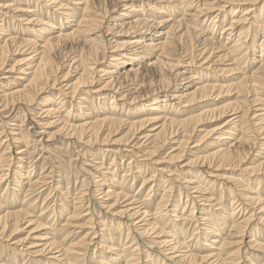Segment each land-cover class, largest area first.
Here are the masks:
<instances>
[{
    "label": "bare ground",
    "instance_id": "1",
    "mask_svg": "<svg viewBox=\"0 0 264 264\" xmlns=\"http://www.w3.org/2000/svg\"><path fill=\"white\" fill-rule=\"evenodd\" d=\"M4 1L5 3L0 2V72L4 71L9 76L1 75L0 77V85L3 88V90L0 91V113L1 111L5 112L6 109L10 108L9 106H13V107L21 106L20 109L22 108V106H25L26 107L25 111H27L26 113H29L27 115H31L32 117H34V115L37 114L36 115L37 118H40L38 121H35L37 123L38 128H40L38 135H41V137L45 135L48 139V142L54 139V135L60 133L64 135L65 139L67 140L71 139L72 141V138L73 139L76 138L77 140H79V142L83 143L85 146L91 145V142L93 140L94 143L98 141H102L106 145H108V142L112 141L111 147L118 146L119 149L118 150H116L115 148H114L115 150L112 148L109 150L106 149V152L115 153V152L123 151V153L135 157V155H133L135 151L134 148L135 144L129 146L127 142L123 141L121 143V146L123 147H120L119 145H113L114 143H116L115 141L111 139H107L108 137L107 135L111 133V130L116 125H118L120 128V124L122 126L123 125L122 123L126 122L127 124L126 129L128 132H132L133 136L135 135V133L138 132L141 133V131H143L147 133V135L142 137L144 142L150 140L149 144L150 143L154 144L152 146V149L149 150L147 149L148 152H146V154H143V156H141V158L144 157L143 159H141L140 161L141 163H144L145 160L147 162L153 161L155 157L156 158L158 157L156 154L158 149L160 148L163 149L168 142H172V141H173L172 143L175 146V149L172 152H170L172 154L168 153V155L165 158H167L168 162L176 160V162L179 163L181 159L184 157V150L187 149L186 147H188L187 145L189 142L190 135L191 133H193L194 130L196 131V129H198L203 122L208 121V119L210 120V118L226 119L222 124L219 123L220 126L216 125L217 127L213 128L205 136V140L208 139L207 142L211 143L209 145L216 144V146L214 147L215 149L211 153H208L206 155L204 154L199 156L197 155L193 156V158H191L187 163L181 164V167L183 168L190 167L191 169L196 168L199 172L204 173L205 175H207V177L211 179H220L228 183L229 187L227 188V190L225 189L221 192V196L227 194L228 199L230 198V204H229V206L231 207L229 209L230 212L226 213L225 212L226 209L222 207L223 206L222 205L223 203L221 204V202H223L222 197L214 198V196L212 195L214 191L205 192V194L202 193L204 189L203 190L201 189L202 188L200 185L201 182L200 181L194 182L192 177H188L187 180L182 178H181L182 180L180 179L181 185L184 188L192 190L191 194L193 195L197 194L194 197L191 194L190 196L189 194L188 196H186L187 199L188 198L191 199V202H193V204L190 210L185 212L184 209H182L183 211L179 210L180 198L179 200L174 199L173 203H171L172 201H169V204L166 201V199L168 198V189H170V186H173L174 180L177 179L175 177H172V175L166 176L165 179H162L163 181H158L159 185L160 183H162L164 186L162 190H159L160 186H158V184H154L155 188L158 187L157 191H160L162 193L158 203L152 206L153 203L149 202L150 203L149 204L148 200L146 199L147 197L151 196L150 195L151 193L155 192L154 196L158 195V193L153 189L152 186L149 188L148 190L149 192H147L146 195L147 197L145 198V200L139 202L138 200L134 199L133 196L129 198V196L126 193H124L127 191L124 190L123 184L127 182L126 180L128 179L129 175L123 173L122 176H119L120 181L118 182V184L114 186L115 189L117 188L118 191L117 192L116 190L110 191V189H105V186L107 185L105 182L106 180H108L106 176L109 175L111 176L112 175L111 170H113L114 173V168L109 167L104 172H102L101 171L102 169L100 168L98 169L100 174L99 179L98 177L96 179L94 178L95 179L94 187L99 188L98 191L100 195H102V198L100 197L101 199H103L101 205H103L104 210L106 208L108 212L109 209L112 210L114 206L119 207L120 210L117 211V214L115 215H119V219L123 220V222L125 221V225L123 226L121 224L122 221L120 220L114 222L116 223V225L109 222L110 223L108 224L109 228H107L106 226L107 223H103V219L101 218L98 219L97 222L100 228L96 232L95 231H93V233L91 232L93 237L91 236L92 238L90 239V241L88 240L90 243L91 240L94 239L93 241L94 247L96 248L97 245L96 249L100 254L99 255L100 261L98 262L100 264H114V263L138 264V262L136 263V260H133L134 259L133 254H131L132 258H129L130 260L129 259L126 260V258H124L125 251L130 250L135 252L136 251L135 248L138 245L136 244L137 246L135 245L136 246L135 247L133 246L134 242H132V245L129 244L130 245L129 247L123 248L121 244L118 242L120 239L117 241L114 240L113 238L114 235L115 236L118 235L117 233L123 234L122 229L124 228L125 230L124 236L126 240L129 239L131 230L135 231L134 233L137 234V237L138 236L142 237L143 235L145 236V234H152L154 237L151 238L149 242L150 244L149 246L150 248H158V250L160 248L163 249L161 250L162 253H164L161 257L162 258L161 264H165L163 262L168 259L169 260L174 259V261L179 260L180 262L189 260V263H193V264H195L196 261H200V263L203 264H235V261L239 260V258L235 259L234 254L235 252L240 250L241 248L240 245L243 240L242 235H239L241 234L239 233V231L242 227H247V222L252 220L253 214L252 213L250 214L251 210H249L247 214H250V216L248 217H246V215L244 216L245 219H243L241 223L238 224L241 226H238L234 222L236 226H232V229L228 231L229 233H227L228 236L225 238H221L220 234H218L219 232H221L223 225L225 224L223 221H227V223L229 222L231 223L232 222L231 220L234 219V215L237 212L236 211L237 209H239V213H241L245 209L244 207L250 206L252 208L253 206H255L256 209L254 210L258 211L257 214L263 215L259 217L260 220L259 223L257 221L256 222L259 224V226L264 227V196L263 198L260 197L258 195L259 193L253 190L247 191V193L240 192L237 195L235 193L237 192L236 190L238 189L236 190H234L235 188L232 189V185L234 184L240 185L241 180L244 177H246L249 180L253 177H256L258 178L257 182H259V185L264 186L263 182L261 181V178H264V156L261 157V154L264 155V147L262 148L261 153L256 154L257 161L258 159H260L259 162L251 167H244L248 165V163L252 164L251 158L246 161H244V159H246L245 157L247 155H250V152L253 150V148L257 146V142L252 141V139L250 138L251 131L249 133V136L247 132L245 133L244 127L242 126L243 125L242 119H245L246 120L245 123L247 124L255 123V124H251L250 126L252 128L255 127L257 131L260 132V129L262 130V132L264 131V97H262L261 94L262 93L261 90H264V16L261 19L259 15L260 18L258 22L259 24H257L256 26L251 25V23L253 24L252 21L249 24L248 17L251 14L252 16H254L255 15L254 8L258 7L252 4L254 0H151L154 3H157L158 6H154L153 3L151 4L149 3L148 5L151 7H148V9L154 11L155 10L154 7H159L160 11H156V12H158L157 14L159 15L160 19L163 18V20L158 23H152L151 20L147 19L145 16H143V14H140V8L144 4L143 2L144 0H66L67 2L72 1L71 4L63 3L64 0H37L38 3L37 1H35L32 4L34 5V7H32V5L28 6L29 0H4ZM120 3L125 4L122 7V11H125L124 14H117L118 13L117 9H119L122 5V4L120 5ZM199 6L200 8H198ZM260 7H262V9L264 10V5ZM112 15L116 16V18L113 20L114 23H111L112 25L108 27H104V24L105 25L109 24L107 23L108 21L111 22ZM163 15L165 17H160ZM222 15L224 16L231 15L232 17L236 15V17L231 19L229 25L221 29L222 30L220 34L221 37H219V40L215 41L216 35L214 37L213 32L217 27L220 18H224V16ZM54 16H57L58 18ZM198 19L207 20V22H209L210 24V27L213 28L211 29V32L210 31L207 32L208 36L204 35L200 31H197L196 28L193 26L192 23ZM13 20H17L18 26L24 29L21 31L20 37L14 36V32H12L13 26H10L9 22L13 24ZM56 22L59 25V29L56 27ZM245 24L246 26L249 25V27L245 28L244 26ZM218 29L219 27H217V30ZM18 33H20V31H18ZM28 33L29 35L30 34L33 35L34 38H36V40L30 39V36L26 37L28 36ZM258 34H261V40L256 44L255 41H256V36H258ZM222 40L225 41L222 42ZM199 46L200 47L202 46V48L200 49ZM85 48H87V52L86 53L84 52L85 54L83 53L82 55L83 57H81L77 61L75 60L76 58L74 59V63H76L77 66L74 67L71 66V64L69 66L67 65L68 70L60 78L61 81H59L60 79L55 78V74L57 72L58 66L56 67L53 64V57L57 55V52L60 53L65 52L64 55L66 56V54L70 52L76 53V50L78 53L79 51L83 52V49ZM108 53H110L111 55L107 56ZM257 53H259V56L255 58ZM182 54L191 55L190 59L187 61H182L181 59ZM240 55L241 57L239 58ZM15 56H22V59L15 61L14 64L11 65V67H9V69L5 70L9 66L7 65L8 64L7 62H9L10 59ZM145 57L146 58L151 57V60H149L148 65L146 67L140 68L138 64L144 63L143 61L145 60L143 59ZM244 58L246 59L249 58L248 59L249 62L253 61L252 64L257 65V68L250 75H247L248 71L247 72L244 71L240 73L238 65H236V62H239ZM105 59L109 61V63H106V69L101 70L102 69L101 68L100 71H96L95 68H100L98 65L102 64ZM180 64L182 66H180ZM126 66H128V68ZM212 66H214L215 68H217L218 66L226 67V68H219L218 73L224 74L221 75L223 76V78L221 79L225 80L226 78H230V80L226 81V83H221L222 81L220 79L216 80L217 83L212 81L198 82V78L196 74L200 75V72L199 71L196 72L194 70V72H190L191 74H189L188 76V81L193 80V82L187 84V87H190L189 85L195 83L193 88L191 89L186 88L189 90H183L181 92H173L172 88L169 87L170 80L168 79L169 78L168 76L173 72H177L176 70L179 69L180 67H183L184 71H182L183 74L179 76H183L186 71L190 70L187 68L195 67V69H199V70L201 69V70L213 71L215 69H212L211 68ZM73 67L74 69L79 67L78 70L80 71V74L75 81L69 83L70 80L68 75L70 71H74ZM120 68L125 70H123V72L119 74L118 69ZM12 73H17L19 75H17L16 78L12 77L15 78L12 79L10 77V74ZM98 73H101L102 77H104L103 84L99 86V88H93L91 90L88 89L89 87H92V85H94L93 84L94 77L96 78L99 75ZM116 74H118V76L115 77ZM234 75H237V78L231 79L233 78ZM155 79L157 80V83L160 84L159 89L157 90L159 92L156 91V93H153L150 96L145 95V97H143L144 99L139 101V103L135 106L129 103V105H131L132 107H136L140 105L141 102H145L146 104L142 107L143 110L140 112L135 111L132 113L124 114L123 115L124 117L125 116L128 117L129 119L128 121L125 120L124 122L119 117H114L115 115L111 116L112 115L110 114L111 112L108 113L109 111L107 112V110H104L106 114L102 115L101 118L96 117V119L93 118V120H91L90 118L92 115L90 116L89 113L86 114L87 111L85 112V110L88 109L86 107L88 104L84 105V103H88V100L90 102V100L92 99H94V101L95 100L97 101L95 102L96 105H93V107L98 106L99 107V109L97 108L98 110H102V107L104 106H106V109H110V111H115L118 108H123L122 105L123 102L120 105L118 104L120 102L117 103V100L126 102V100L124 99L127 98L128 95H124L125 93L119 91L120 89H122L120 85L121 81H127L131 83L139 82L138 83L139 88L144 87L145 89L146 85L149 83L152 84L151 81ZM184 79L186 78L184 77L181 78V80ZM148 80L150 81L148 82ZM12 81L18 82L20 87L17 86L13 87L14 84ZM138 89H135V91L136 90L139 91ZM155 89L156 87L153 89L154 92ZM52 91L58 92L56 93V96L54 98L56 99V102L52 98L43 97L45 94H51ZM161 91H163L164 93L163 97L162 96L160 97ZM87 96H89L91 99L89 97L87 98ZM223 96H226L228 98L227 101L224 103L220 102V105L215 104ZM210 98H213L215 101L207 100ZM66 99L70 101L71 105L70 108L66 110V114H64V118L58 117L56 120L49 122L54 119L53 115L58 114L59 109H61L66 105V101H65ZM132 100L134 99L132 98ZM132 100L129 101L131 102ZM72 101H76L75 106L74 104H72L73 103ZM107 101L108 103L106 105ZM135 101H137V99ZM202 101H207L209 103L208 105H210L211 108L210 109L207 108L206 110H203L195 115H191L189 117L181 118V119L175 118L174 113L172 114V112H165L167 113L165 115L162 114L164 113L161 110L162 107L161 104L163 103H166L168 105L176 104L181 106L182 108L189 109L195 103H199ZM54 106H58L57 109ZM88 106H89V110L92 109L90 105ZM73 108H77L78 110H81V113L85 112V118L79 119L78 117L75 116H71L70 118H67L70 115V112L71 110H73ZM121 114L119 116H122ZM169 115H171L172 117H170ZM2 117L4 118V116ZM25 117L26 115L23 117V119ZM48 117H50L51 119L49 121L45 120V118ZM21 119L22 118H20V120ZM75 121L77 122L82 121V123H75ZM256 122H261V123L256 124ZM3 123L5 125L11 124V128H10L11 130L10 132L8 131L9 132L8 136L10 137V139L6 142L7 146L4 150H10L12 145L14 146L19 145V147L18 148L15 147L16 149L15 154L18 157L17 158L15 157L14 161L16 162L14 164H12L13 160L11 158L12 156H10L11 154L10 155L8 154L9 157L7 154L5 155V153H7L8 151L4 153V156L0 154L3 156L1 157L2 161L0 159L1 161L0 187H2V193L0 195V212H3L0 215V231L3 233L6 231V229L8 230L10 229L12 232L16 233V231L20 228V225H22L21 223L26 218H29L27 219V223H30V225L32 226H35L37 231L44 229V231H46L45 234L49 235L48 228L50 227L51 224L50 221H49L50 224L47 223L43 226L40 217L38 218L39 220L34 219L35 220L34 221L31 218V216L26 215L23 209H19V210L13 209L12 211L8 210L6 212L3 211V209H5L7 205H9L12 202L15 203V200H18V197L21 195L20 192L21 188L23 186L28 185L30 186V188L36 186L38 187L39 183L43 182L40 181L41 179L39 180L35 179V181H33V178H28V176L23 178L25 175L22 174V171H24V167L22 163L25 161L23 160L24 156L28 155L27 147L29 148V144L27 143L28 139L27 141L25 140L27 137L20 135L21 133L24 132L21 128L23 127L24 122L23 123L21 122L20 125L17 123H10V122L8 123L5 121ZM54 125H57L58 127L57 133L55 134L53 133L47 136L46 129ZM20 130L23 132H21ZM179 130H182V132H184V134L182 135L183 137L181 139L175 140V138L172 137H177L179 135L178 134ZM105 132L108 133L105 136V138L101 140V136ZM86 139L88 140L85 141ZM6 140H7V136H6ZM39 141H41V139ZM39 141H37L36 139L37 143ZM261 146H264V142L261 143ZM36 147L38 146L36 145L34 148ZM55 152H57V150ZM136 158L138 157H135V159ZM135 159L133 160V163ZM159 159L160 162H158V159H156L152 162L154 163L153 165H158L159 163H166L165 161L166 159L160 158V156ZM131 164L132 163H130L127 167H131L133 173L139 174L140 173L139 170L141 168H134V166L132 167ZM240 166L244 167L241 170L243 176H239V178L234 177L236 175L234 171H236V169H238V167ZM11 167H13V170H11ZM181 167H179V169H182ZM165 168L167 167H162L161 169H158V171L163 172L162 169ZM10 171H13V174L10 175ZM222 171H224V173L229 172V175L227 177H224L223 175L221 176L220 172ZM154 174L155 173L152 174L151 178H154L155 176ZM196 176H197L196 178H199L198 174H196ZM41 177L42 176H40V178ZM133 177H134L133 180H136L140 178V175H137V177L135 176ZM143 181H144V185L149 183V182H145V180ZM178 181L179 180H175V182ZM11 185L13 187L10 188ZM210 187L211 186H209L208 189H210ZM7 194L9 196L8 199L6 198ZM179 195L180 196L178 197L182 196V194ZM82 196L84 197V195ZM22 197L23 199L28 198V194H26V191L23 193ZM83 197L78 198L80 200L78 201L79 203H82ZM109 201H111L112 204L108 205ZM194 202L198 203L199 204L198 206L201 207L195 208ZM106 204L107 206L105 207ZM123 204H125V206L121 207ZM227 205L228 204H226V206ZM103 206L100 207L102 208ZM179 211L180 213L174 214ZM196 213L199 216H195ZM87 215L89 214L86 213L85 216L87 217ZM49 216L52 217V214ZM61 216H63V214H61ZM255 216L256 215H254V217ZM74 217H77V215H73L72 217L69 218L66 217V218H68L67 220L70 221ZM192 217L193 219H195L194 223L192 221V223L194 224L193 226L194 230L197 231L193 233H196L194 235L195 236L198 235L200 239L198 245L202 244L203 246H205L207 242L205 243L204 241L212 240L210 242L214 244H218L219 247L217 248L213 246L209 249L210 251L213 250L216 251L217 253L209 252L210 253L209 256L200 257L199 260L197 259V256L193 255L192 253H190V251L186 250L187 249L186 247H188L186 246V242L193 240L194 235L192 236V238L187 240L186 235L183 234V229L185 228V230H188L192 227L190 223L187 224V222H191ZM211 217L213 218L217 217V219L214 218L215 220L211 221ZM59 218L61 219V217ZM173 218H174L173 222L170 221ZM68 221L67 224L69 226L73 221L71 220L69 223ZM160 221L162 222L166 221V223L159 224ZM92 225L93 224H90L88 230L92 231L93 229ZM87 226H88V222H87ZM121 226H123V228ZM86 236L87 234L85 235V237ZM46 237L45 236L36 237L38 241L34 242L33 245H29L31 247H29L30 250L25 251L26 255L27 256L31 255L30 256L31 258L38 257L37 259H39L42 256V254L46 253L45 261L47 260L49 264H76L77 262H79V260L77 259L78 258L81 259V257L83 256L82 255L83 252L82 254L79 253L80 250L82 251L81 247L84 244L83 240H80L79 242L73 245H69L68 248L63 249L55 240L52 239V237L51 238H49V236L47 238ZM111 237L112 240L110 239ZM253 237L251 236V239L247 241V243L245 242L247 247L250 246L251 248H255L257 250H263L264 245L261 244L260 242L254 241ZM218 238H221V240L218 241L217 240ZM225 240H233V242H229ZM200 241H203V243ZM234 246L237 247L236 251L229 252L234 249ZM229 247H232V250H227ZM177 253H184V254L177 255ZM144 254L146 255L144 256V258H146L145 261L146 264H151V261L155 260L153 259V256L151 255L150 251L149 252L144 251ZM237 254H239V252ZM237 254L235 255L237 256ZM212 258L215 259H213L212 262H208V260ZM37 259H33V260L37 261ZM135 259L137 258L135 257ZM74 260H76L77 262L76 261L73 262ZM85 263H87V261Z\"/></svg>",
    "mask_w": 264,
    "mask_h": 264
},
{
    "label": "rangeland",
    "instance_id": "2",
    "mask_svg": "<svg viewBox=\"0 0 264 264\" xmlns=\"http://www.w3.org/2000/svg\"><path fill=\"white\" fill-rule=\"evenodd\" d=\"M35 1H37V0H29L28 1V6H31ZM0 2L1 3H5L4 0H0ZM71 2L72 1L67 2L66 0H64L63 3H70L71 4ZM143 2H144V4L140 8V14H143V16H145L147 19L151 20L152 23H158V22H160V21L163 20V18H161V19L159 18V15L157 14L158 12H156V11H160L159 10V7H154L155 8L154 11H151V10L148 9V7H151V6L148 5L149 3L150 4L153 3L154 6H158L157 3H154L151 0H144ZM37 3H38V1H37ZM252 4L255 5L256 7L257 6L258 7L257 8H254L255 15L252 16V14H251L250 15L251 17L249 16L248 19H249V24L252 21L253 24L251 23V25L256 26L257 24H259L258 23L259 22V19L260 18L262 19V17L264 16V10L262 9V7H260V6L264 5V0H254L252 2ZM120 5H121V7L119 9H117V11H118L117 14H124L125 11H122V7L125 4L120 3ZM24 6H26V5H24ZM32 7H34V5H32ZM198 8H200V6ZM16 14H19V13H16ZM117 14H115V15H117ZM115 15H112L111 22L108 21L107 23H109V24H106V25L104 24V27H108V26L112 25L111 23H114L113 20L116 18ZM259 15H260V18H259ZM222 16H224V15H222ZM54 17L58 18L57 16H54ZM160 17H165V16L163 15V16H160ZM234 17H236V15H234ZM234 17H232L231 15H225L224 18H220V21L218 22V25H217V27H219L220 30L219 29L217 30V27H216L215 30H214V32H213L214 37L216 35L215 41L219 40V37H221L220 36V34L222 32L221 29L224 28L225 26L229 25L231 19L234 18ZM42 19H43V17H42ZM9 24H10V26H13L12 32H14V36L20 37L21 36V31L24 30V29L22 27H19L18 26V21L17 20H13V24H11L10 22H9ZM192 24L196 28L197 31H200L204 35H207V32H209V31L211 32V29H213L212 27H210V24H209V22H207V20H200V19H198V20L194 21ZM65 26H67V25H65ZM65 26H63V27H65ZM244 26H245V28H248L249 27V25L246 26V24ZM56 27L59 29V25H58L57 22H56ZM216 30H217V32H216ZM18 31H20V33H18ZM55 32H57V31H55ZM29 36H30V39H32V40L35 39L36 40V38H34L33 35H31V34L29 35V33H28V36H26V37H29ZM120 38H122V37H120ZM260 40H261V34H258V36H256V41H255L256 44ZM224 41L225 40H222V42H224ZM79 48H81V47H79ZM199 48L201 49L202 46L201 47L199 46ZM199 48H197V49H199ZM84 52L85 53L87 52V48L83 49V52L79 51V53L77 52V50H76V53L75 52H70V53L66 54L67 57L64 55L65 52L64 53L57 52V55L53 57V64L56 67L58 66L57 67L58 68L57 69V72L55 74V78L60 79L62 77V75L67 72V70H68L67 68H68V66L70 64H71V66H74V67L77 66L76 63H74V59L76 58L75 59L76 61L79 60L81 57H83L82 55H83ZM189 53H190V51H189ZM110 55H111L110 53L107 54V56H110ZM241 55L239 56V58L241 57ZM59 56H60V59H59ZM190 56L191 55H189V54H182L181 55V57H182L181 59H182V61H187V60L190 59ZM257 56H259V53L256 54L255 58H257ZM20 59H22V56L12 57L10 59V61L7 62L8 63L7 65H9V66L5 70L9 69V67H11V65H13L15 61L20 60ZM248 59L244 58L243 60H241L239 62H236V65H238V68L240 70V73H242L244 71L245 72L248 71V74L247 75H250L257 68V65L252 64L253 61L252 62L251 61L249 62ZM66 60H68V61H66ZM143 60H145V61H143L144 63L138 64L140 68L141 67H146L148 65L149 60H151V57H149V58H146L145 57ZM9 63H11V64H9ZM106 63H109V61L107 59H105L102 64L98 65L100 68H95V70L96 71H100L101 68H102L101 70L106 69ZM181 64H180V66H182ZM74 67H73V69H74ZM126 67L128 68V66H126ZM211 68L212 69H215V70H213V71L201 70V69L199 70V69H195V67L187 68V69H190V70L186 71L183 76H179V75L183 74L182 71H184L183 70V67H180L179 69L176 70L177 72H173V73L170 74L171 76L170 75L168 76L169 77L168 79L170 80L169 87L172 88L173 92H181L183 90H189V89L193 88L194 85H195V83L192 84V85H189L190 87H187V84L190 83V82H193V80L192 81H188V76H189V74H191L190 72H194V70L196 72H198V71L200 72V75L196 74V76L198 78V82H205V81L216 82L217 79H220L222 81L221 83H226V81L230 80V78H226L225 80L224 79H221V78H223V76H221V75H224V74L218 73L219 68H226V67L218 66L217 68H215L214 66H212ZM78 69H79V67L76 68V69H74V71H70L69 72V75H68L69 80H70L69 83H72L73 81H75L76 78L79 76L80 71ZM121 69L122 68L118 69V73L119 74L122 73L123 70H125V69H122V70ZM4 73H5L4 71L3 72H0V77H1V75L2 76L8 75L7 73H5V74ZM240 73H239V75H240ZM98 74L99 75L96 78L94 77V81H93L94 82L93 83L94 85H92V87H89L88 89L91 90L93 88H99V86H101L103 84L104 77H102V74L101 73H98ZM17 75H19V74L12 73V74H10V77L11 78L12 77H15L16 78ZM116 76H118V74H116L115 77ZM182 77H184L186 79L181 80ZM15 78H12V79H15ZM170 78H172V79H170ZM173 78H174V80H173ZM235 78H237V75H234L233 78H231V79H235ZM199 80H201V81H199ZM59 81H61V79ZM149 81L150 80H148V82ZM152 81H151L152 84H150V83L147 84V85L145 84L146 85V88L145 89H148L149 91L148 90H145L144 87L143 88H139V86H138V83L139 82L131 83V82H127V81H121L120 82L121 83L120 85H121V88L122 89H120L119 91L125 93L124 95H128V97L124 99V100H126V102L125 101H118L117 100V103L120 102V103H118L120 105L123 102V104H122L123 105V108H118L115 111H110V109H106V106H104V107H102V110L103 111L102 110H98L99 109L98 106L93 107V105H96L95 102H97V101L96 100L94 101V99H92V100H90V102L88 100V103H84V105H87L88 104V105H90L92 107V109L93 108L94 109L93 110L92 109L89 110V106L87 105L86 107L88 109H86L85 112L87 111L86 114L89 113L90 116L92 115L91 118H90L91 120H93V118L96 119V117H100L101 118L102 115L106 114L104 110H107V112L109 111L108 113L111 112L110 113V114H112L111 116H114L115 115L114 117H119L124 122H125V120L128 121L129 120L128 117L127 116L124 117L123 116L124 114L132 113V112H135V111L136 112H140V111L143 110L142 107L146 104L145 102H141L140 105H138L136 107H132L131 105H129V103H131V104H133L135 106V105H137L139 103V101H141V100L144 99L143 97H145V95L150 96L153 93H156V91L159 89V85L160 84L157 83V80L155 79V80H152ZM12 82L14 84L13 87H15V86L20 87V85H19L18 82H16V81H12ZM20 83H22V82H20ZM133 84H135V85H133ZM155 87H156V89H155V92H154L153 89ZM1 88L2 87L0 85V91L3 90V88L2 89ZM186 88H189V89H186ZM135 89H138L139 91H137V90L135 91ZM144 91H146L147 93L144 92ZM157 92H159V91H157ZM261 92H262L261 93L262 94V97H264V90H261ZM56 93H58V92L57 91H52L51 94H45L43 97H49V98L54 99L55 96H56ZM161 96L162 97L164 96L163 91H161V93H160V97ZM88 97L89 96H87V98ZM132 98L134 100H132ZM67 99H69V98H67ZM67 99L65 100L66 101V105L64 107H62L61 109H59L58 114L53 115V117H54L53 120L49 121L51 119L50 117L45 118V120H48L49 122H52V121L56 120L58 117L64 118V114H66V110H68L70 108V105H71L70 101L67 100ZM128 99L129 100H132V101L130 102ZM136 99H137V101H135ZM227 99L228 98L226 96H223L215 104L220 105V102L221 103H224V102L227 101ZM207 100H209V101H215L213 98H210V99H207ZM54 101L56 102V99H54ZM72 102H73L72 104H74V106H75L76 105V101H72ZM107 103H108V101L106 102V105H107ZM208 104L209 103L207 101H202V102H199V103H195L194 105L191 106V108L188 109V108H182L181 106L176 105V104H169L168 105L166 103H163V104H161L162 105L161 110L164 112V113H162L163 115L167 114L165 112H172V114L174 113V117L175 118L181 119V118L189 117L191 115H195V114H197V113H199V112H201L203 110H206L207 108L210 109L211 106L208 105ZM9 107L10 108L6 109L5 112L4 111H1V113H0V115L4 116V118L2 116H0V125H1L0 126V128H1L0 129V132H2V133H0V146H1L0 147V154H2L4 156V153L8 151L7 153H5V155L6 154L7 155L8 154L9 155L11 154L10 156H12L11 158L13 160L12 164H14L16 162V161H14V159H15V157L17 158L18 156H16V154H15L16 153L15 147L18 148L19 145H16V146L12 145V147L10 148V150H4L6 148V146H7L6 145V142L10 139V137L8 135H9V132L11 130L10 129L11 128V124L5 125L3 122L5 121V122H8V123L9 122L10 123H17L19 125L21 124V122L22 123L24 122L23 123V127H21L24 132L20 130L21 132H23V133L20 132L21 133L20 135H23V136H26L27 137V138L25 137L26 138L25 140L27 141V139H28L27 143L29 144V148L27 147V149H28V155H25L24 156V159L23 160H25V161L22 163V165L24 167V171H22V174L25 175L23 178H25L26 176H28V178H33V181H35V179L36 180L41 179L40 181H43V182H40L39 185H38V187L36 186V187L30 188V186H28V185L27 186H23L21 188V191H20L21 192V195L18 197V200H15V203L12 202L9 205H7L6 208L3 209V211L6 212L8 210L12 211L13 209L14 210L23 209L25 211L26 215L27 216H31V218L33 220L34 219H38L40 217V220L42 221V225L43 226L45 224L49 223V221H50L51 224L49 223L50 224V227L48 228L49 235L48 234H45L46 231H44V229H41V230L37 231L36 228H35V226H32V225H30V223H27V219H29V218H26L23 221L25 223H23V222L21 223L22 225H20V228L18 229L19 231L17 230L16 233L15 232H12L10 229L9 230L6 229V231L3 232V233L0 231V233H1L0 234L1 235L0 236V264H29V263H31V264H39L40 263L41 264V262H42V264L43 263L45 264L46 262H47L46 264H49V262L47 260L45 261L46 253L45 254H42V256L39 259H37L38 257L31 258L30 257L31 255L30 256L29 255L27 256L26 253H25L26 250L27 251L30 250L29 247H31V246H29V245H33L34 242H37L38 241V239L36 238L38 236H43V237L44 236L45 237L46 236L47 237L49 236V238L52 237V239L55 240L63 249L68 248L69 245H73V244L79 242L80 240H83L84 241L83 242L84 244L81 247L82 251L81 250H80L81 252L79 251V253H81V254L83 252V254H82L83 256L81 257V259L80 258L77 259V260H79V262H77L76 260H74L73 262L76 261L77 262L76 264H87L88 262H90L88 264H100L98 262V261H100V259H99V257H100L99 255L100 254L98 253V250L96 249L97 248V245H96V248L94 247V242H93L94 239L91 240V242H90L91 244L89 243L90 239L93 237V235H92L93 231L96 232L100 228L98 226L99 224H98L97 221L100 218L103 219V223H107L106 226H107V228H109V225L108 224L112 223V224H115L116 225V223H114V222L121 220V219H119V215H115V214H117V211L120 210L119 207L114 206L113 209L112 210L109 209V212H108V210L106 208L104 210V206L101 205L102 204L101 202L103 200V199H101L102 198V195H100V193L98 191L99 188L94 187V181H95V179L97 177L99 179V175L100 174H99V170L98 169H100V168L102 169L101 170L102 172L106 171L109 167L110 168H114V173H113V170H111L112 175L111 176L110 175L109 176H106L108 180H106V182H105L107 184L105 186V189H110V191H113V190H116V192L118 191L117 188L115 189L114 186L116 184H118V182L120 181L119 176H122L123 173H126L127 175H129L128 176V179L126 180L127 182H125L123 184L124 190L127 191V192H124V193H126L129 196V198L133 196L134 199L138 200L139 202H142L143 200H145V198L147 197L146 196L147 195V192H149L148 190L152 186L153 189L158 193V195H156V196H154L155 192L154 193H151L150 194L151 196L146 198L148 200V203L149 202H152L153 203L152 206H154L155 204L158 203V201L160 200L161 193H162L160 191H157V188L158 187L155 188L154 184H158V186H160L159 187L160 188L159 190H162L164 186H163L162 183H160V185H159L158 181H163L162 179H165L166 176H171L172 175V177L177 178L175 180H179V181L178 182H175V180H174V183L175 184L173 183V186H170V189L167 188L168 189V198L166 199V201L169 204V201H172L171 203H173L174 199L179 200V198H180L179 210L180 211H183L182 209H184L185 212H187L188 210H190V208H191V206L193 204V202H191V199L190 198L187 199V197H186V196H188V194L190 196L192 190H189L187 188H184L181 185L180 179L182 178V179H186L187 180L188 177H192V179H193L194 182H199V181L201 182L200 183V185L202 187L201 189L202 190L204 189L202 193L205 194V192H212V191H214L212 193V195L214 196V198H220V197H222V201H223V202H221V204L223 203L222 204L223 205L222 207L226 209L225 210L226 213H229L230 212L229 211V209L231 208L229 206V204H230V198L228 199L227 194H224V195L221 196V192L223 190H225V189L227 190V188L229 187V184L228 183H226L225 181L220 180V179H211V178L207 177V175H205L204 173L199 172L196 168L191 169L190 167H187V168L181 167V164L187 163L191 158H193V156H196V155L199 156V155H204V154L206 155L208 153H211L215 149L214 147L216 146V144L215 145H209L211 143L210 142L209 143L207 142L208 139L205 140V136L213 128H215L217 126H220L219 123L222 124L226 119L210 118L211 121L208 119L209 122L208 121L203 122L200 125V127L198 129H196V131L194 130L193 133H191V135H190L189 142H188V145H187L188 147H186L187 149L184 150V157L181 159V161L179 163H177L176 160H173V161L168 162L167 158H165L168 155V153L172 152L175 149V146L172 143L173 142L172 141V142H168L166 144L167 146L165 145L166 147L164 146L163 149L162 148L158 149V151L156 153L158 157L157 158L155 157V159H153V161L156 160V159H158V162H160V159H159V156H160V158L166 159L165 160L166 163H159L158 165H153L154 164V163H152L153 161H151V162L148 161L147 162L145 160L144 163H141L140 161H141V159L144 158V157L141 158V156H143V154H146V152H148L149 149H152V146L154 144H151V143L149 144L150 140L147 141V142H144V140L142 139V137L145 136V135H147V133H145L143 131H141V133L140 132L135 133V135L133 136V133L132 132H128L127 131V129H126L127 128L126 122L125 123H122L124 126L123 125L121 126V124H120V128H119L118 125H116L111 130V133H109L108 135H107L108 132H105L101 136V140H103L105 138V136L107 135L108 136L107 139H111V140H113V141L116 142L113 145H119L120 147H123V146H121V143L123 141L127 142L129 144V146H132L133 144H135V147H134L135 148V151H134L133 155H135V157H138L136 159H135V157H132L131 155H128L126 153H123V151H119V152H115V153L106 152V149L107 150H109L111 148L112 149L115 148L116 150L119 149L118 146L111 147L112 146L111 145V142L112 141L111 142H108V145H106L102 141H98V142H95L94 143V140H93L91 142V145L85 146L83 143L79 142V140H77L76 138L73 139L71 137L72 138V141L74 143L73 144L72 141H71V139H68V140L65 139L64 138V135L62 133H60V134L54 135V139H53L54 141L53 140L52 141L50 140L48 142V139H47V137L45 135L42 136L43 138L41 137V135H38L39 134L38 132L40 131L39 130L40 128H38L37 123L35 121H38L40 118H37V116H36L37 114L34 115V117L36 116L35 118L32 117L31 115H27L29 113H26L27 111H25V109H26L25 106H22L21 109H20L21 106H18V107L9 106ZM54 107L57 109L58 106H54ZM17 108H18V110H17ZM19 110H20V112H19ZM6 112H7V114H6ZM85 112L81 113V110H78L77 108H73V110H71L70 115L67 118H70L71 116H75V117H78L79 119H84L85 118ZM92 112L95 113V114H93ZM120 114L123 117L122 116H119ZM25 115H26V117L23 119V117ZM169 116L172 117L171 115H169ZM20 118H22V119L20 120ZM31 118H33V119H31ZM245 121H246L245 119H242V124H243L242 126L244 127L245 133L247 132L248 133V136H249V133L251 131L250 138L252 139V141L257 142V146L254 147L253 150L250 152V155H247L245 157L246 159H244V161L249 160L250 158L252 159V161H251L252 164H249L248 163V165L244 166V167H251L253 165H256L259 162V160H260V159H258V161H257V157H256L257 155L256 154L261 153L262 152V148L264 147V146H261V143L264 142V131L262 132V130L260 129V132H261L260 133L259 131H257V129L255 127L252 128L250 126L251 124H255V123L247 124V123H245ZM75 123H82V121H78V122L75 121ZM215 123H217V124H215ZM257 123L259 124L261 122H256V124ZM30 128H31V130H30ZM150 128H148V129H150ZM57 129H58L57 125L51 126L48 129H46L47 136H49V135H51L53 133L54 134L57 133ZM24 134H26V135H24ZM178 134L179 135L177 137H172V138H175V140L176 139H181L183 137L182 135L184 134V132H182V130H179V133ZM258 135H259V137H258ZM6 136H7V140H6ZM261 138H263V139H261ZM36 139H37V141H39L41 139V141H39L37 143L36 142ZM87 140L88 139H86L85 141H87ZM260 141H262V142H260ZM137 144H138L139 147L137 146ZM36 145L38 147L34 148ZM47 145H48V147H47ZM141 146H142V149H141ZM194 146H196V147H194ZM89 147H91V148H89ZM37 148H39V149H37ZM58 149H59V151H58ZM136 149H138V150H136ZM56 150H57V152H55ZM85 152H87V153H85ZM170 154H172V153H170ZM170 154H169V156H170ZM2 155H0V159H1V157H3ZM9 155H8V157H9ZM262 156H264V155L261 154V157ZM130 158H131L132 161L130 160ZM134 159H135V161L133 163V160ZM1 161H2V159H1ZM127 162L129 164L132 163L131 166L132 167L134 166V168H141L140 170H142V171L139 170V172H140L139 174L133 173L132 168L131 167H127L129 165ZM88 163H89V165H88ZM241 164H244V163H241ZM103 166H104V168H103ZM29 167H31V168H29ZM162 167H167V168L162 169L163 172L158 171V169H161ZM179 167H181L182 169H179ZM244 167H241V166L238 167V169H236V171H234V173L236 174L234 177L239 178V176H243V174L241 173V170ZM11 170H13V167H11ZM27 170H29V171H27ZM97 170H98V172H97ZM144 170H145V173H144ZM153 173H155L154 174L155 176H154V178H151V176H152ZM11 174H13V171H10V175ZM196 174H198L199 178H196L197 177ZM137 175H140V178L139 179H136L135 178L136 180H133L134 179L133 176L137 177ZM220 175L221 176L223 175L224 177H227L229 175V172H225L224 173V171H222V172H220ZM40 176H42V177L40 178ZM130 178H132V179H130ZM46 179H47V181H46ZM90 179H92V180H90ZM257 179L258 178L253 177V178H251L249 180L246 177H244V178H242L240 185L234 184V185H232V189L233 188H235L234 190L238 189V190H236L237 192L235 193L237 195L240 192L247 193V191H251V190L257 191L259 193L258 195L263 198V196H264V186L263 185H259V182H257ZM143 180H145V182H149V183H147L146 185H144V181ZM261 181L264 184V178H261ZM177 183H179V184H177ZM140 185H142V186H140ZM179 185H181V186H179ZM209 186H211L210 189H208ZM11 187H13V186L11 185L10 188ZM94 189H96V190H94ZM25 191H26V194H28V198H24L23 199L22 196H23V193ZM1 193H2V187H0V195H1ZM97 193H98L99 196L97 195ZM135 193H137V194H135ZM89 194H92V195H89ZM179 194H182V196L181 197H178V196H180ZM4 195H5V193H4ZM82 195H84V197ZM85 195H87V196H85ZM93 195H94V197H93ZM191 195L194 197L197 194H194V195L191 194ZM6 196L5 197L8 199L9 198L8 194ZM64 196H65L66 199L64 198ZM82 197H83L82 203H79L78 201H80V200L78 198H82ZM94 198H96V199H94ZM66 202H67V204H66ZM97 203H99V204H97ZM110 204H112L111 201H109V204L108 205H110ZM226 204H228V205L226 206ZM198 205H199L198 203H195V206L194 207L195 208H200L201 206H198ZM48 206H49V208H52V209H49ZM100 206H103V207L101 208ZM106 206H107V204L105 205V207ZM118 206H120V205H118ZM124 206H125V204H123L121 207H124ZM249 207H244L245 209L241 213H239V209H237L236 210L237 212L234 215V219L231 220L232 221L231 223L229 222L230 224L227 223V221H223V218H222V221L225 223L223 225V228H222V230L223 229L224 230L223 231L221 230V232H219L218 234H220L221 238L227 237L228 236L227 233H229L228 231L232 229V226H236L235 224H237V225L240 224L241 221L243 219H245L244 218L245 215H246V217H248L252 213L253 214V218H252V220H250V221L247 222V227H242L240 229V231L238 230L239 233H241L239 235H242V237H243L242 243L243 242L244 243L243 244L241 243L240 250L237 251V252H235V254H237L238 252H239V254H237V256L234 254L235 259L239 258V260H240V261L239 260H236L235 261V264H238V263L239 264H250V263H252V264H264V249L263 250H257L255 248H251L250 246L247 247V245H246L247 241H249L251 239V236L252 237L254 236L253 237V240L254 241L260 242L261 244L264 245V227L263 226L261 227L258 224L259 221H260L259 220V217H261L263 215L262 214L261 215H258L257 214L258 211H255L254 210V209H256L255 206H253L252 208L251 207L249 208ZM48 209H49V211H48ZM249 210H251V212H250V214H247V212ZM252 210H253V212H252ZM180 211L179 212H176L174 214L180 213ZM244 211H245V214H244ZM2 213L3 212H0V215ZM83 213H84V215H83ZM86 213L89 214V215H87V217L85 216ZM197 213L195 214V216H199ZM51 214H52V217L49 216ZM61 214H63V216H61ZM68 214H70V215H68ZM186 214H188V213H186ZM73 215H77V217H74L75 219L76 218L77 219L75 220L74 218H72L71 220L73 222H71V225L68 226V224H67V221L68 220L67 219L69 217H72ZM78 215H79V217H78ZM254 215H256L255 217L257 219L254 217ZM59 217H61V219ZM66 217H68V218H66ZM84 218H86V219H84ZM214 218L211 217V221L217 219V217L215 219ZM218 218H220V217H218ZM173 220H174V218L172 220H170V221L173 222ZM70 221H68V223ZM104 221H106V222H104ZM121 221H122L121 224L124 226L125 225V221L124 222H123V220H121ZM192 221H193V223L195 222V219H193V217H192L191 222H187V224L190 223L191 226H192L190 229L185 230V228L184 229L182 228L183 229V234L186 235V237H187L186 239L187 240H189L190 238H192V236L194 234H196V233H193V232H197L196 230H194V227H193L194 224L192 223ZM87 222H88V226H87ZM234 222H235V224H234ZM78 223H79V225H78ZM161 223H164L165 224L166 221H164V222L160 221L159 224H161ZM90 224H93L92 225V228H93L92 231L91 230H88V227L90 226ZM140 225H138V226H140ZM28 226H30V227H28ZM51 226H52V228H51ZM123 226H121V227L123 228ZM238 226H241V225H238ZM41 228H43V227H41ZM70 228H71V230H70ZM245 228H247V229H245ZM73 229H74V231H73ZM253 229H255V230H253ZM85 230H87V231H85ZM111 230H112V228H111ZM134 232H135L134 230H131L130 237H129L128 240H126V238L124 236L125 230L123 228L122 229V233L123 234L117 233L118 235H116V236L114 235V237H113L114 240H117V241L120 239L118 242L121 244V246L123 248L129 247L130 245H132V242H134L133 243V246H135L136 244L138 245V246L136 245L137 247L135 246L136 247L135 248V250H136L135 252L134 251H130V250L129 251H125L124 252V258H126V260L129 259V258H132L131 257V254H133V256H134V259L133 260H136V263L138 262V264H146L145 263L146 258H144V256H146V255L144 254V251H146V252H149L150 251L151 252V255L153 256V259H155L154 261H151V264L152 263L153 264H161V262H162L161 261L162 260L161 257L164 254V253H162L161 250H163V249L160 248L158 250V248H150V246H149L150 245L149 242H150L151 238H153L154 236L152 234H145V236L143 235L144 237L142 236L143 237V239H142L141 236H138L139 237L138 238L137 237V234L134 233ZM255 232H256V234H255ZM86 234H87V236L85 237ZM221 238H218L217 240L220 241ZM110 239L112 240V237ZM210 239H213V238H210ZM199 240L200 239H199L198 235L197 236L194 235L193 236V240L186 242V246H188V247H186L187 249L186 248L185 249L187 251H190V253H192L193 255L197 256V259H199V260H200V257L209 256L210 253H217L216 251H213V250L210 251L209 248H211L213 246L218 248L219 247L218 244L211 243L210 241H212V240H209V241L206 240V241H204L205 243L207 242L205 244V246H203L202 244L198 245L199 244ZM9 241H11V242H9ZM225 241L233 242V240H225ZM200 242L203 243V241H200ZM236 248L237 247L234 246V249L232 250V247H229L227 250H232V251H229V252H234V251H236ZM263 248H264V246H263ZM15 249H17V250H15ZM132 252H134V253H132ZM158 252H160V253H158ZM86 253H87V255H86ZM195 253L198 254V255H196ZM180 254H184V253H177V255H180ZM135 257L137 259H135ZM23 259H24V261H23ZM33 259H37V261L36 260H33ZM213 259H215V258H212V259L208 260V262H212ZM70 260H72V259H70ZM95 260H96L97 263L95 262ZM170 260L169 259L168 260H165L163 263H165V264H193V263H189V260H185L183 262H180L179 260H175L174 261V259H170ZM86 261H87V263H85ZM172 261H174V262H172ZM205 262H207V261H205ZM114 264H122V263H114ZM195 264H203V263H200V261H196Z\"/></svg>",
    "mask_w": 264,
    "mask_h": 264
}]
</instances>
